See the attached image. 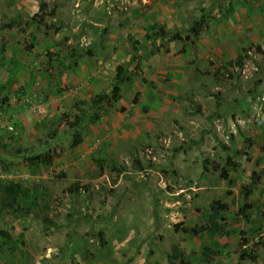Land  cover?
Wrapping results in <instances>:
<instances>
[{
  "label": "rangeland",
  "instance_id": "1",
  "mask_svg": "<svg viewBox=\"0 0 264 264\" xmlns=\"http://www.w3.org/2000/svg\"><path fill=\"white\" fill-rule=\"evenodd\" d=\"M42 5L45 24L32 21ZM163 25L165 38L146 39ZM134 47L142 69L121 100L93 104L118 66L135 71ZM47 153L52 166L28 165ZM11 182L49 196L0 211V230L24 235L15 251L0 238V264H168L174 245L190 264H264V0H0V184ZM215 200L231 236L175 230L204 225ZM205 247L218 251L210 263Z\"/></svg>",
  "mask_w": 264,
  "mask_h": 264
},
{
  "label": "trees",
  "instance_id": "2",
  "mask_svg": "<svg viewBox=\"0 0 264 264\" xmlns=\"http://www.w3.org/2000/svg\"><path fill=\"white\" fill-rule=\"evenodd\" d=\"M41 11L43 12L41 15H35L32 19L33 22L45 24V18L48 16L47 6L42 5ZM12 24H15L14 22ZM15 25H9L8 28H14ZM202 31L201 23L196 22L194 26L190 29V35L187 36L184 40L185 42L191 41L194 42L197 39ZM168 35V31L165 25L157 28L148 29L146 34L147 40H156L165 38ZM139 47H134V55L132 57V61L136 64L135 71L132 73L127 70L126 67L120 65L116 70V79L114 86L112 88V94L109 95H98L93 99V104H103L107 103L109 106L113 107L117 104L122 98V89L120 84L122 83H132L133 75L136 73H140L142 66L139 61ZM186 53V51H185ZM244 56L239 55L235 60L228 62V65L231 66H243ZM4 102L7 103L8 99H4ZM81 113L83 110H80ZM99 119V118H98ZM76 124H80L81 119H77ZM75 124V125H76ZM83 143V137L81 134H76L73 141V147H78ZM54 155L47 154H39L32 157L27 158L28 165L31 167L35 166H52L54 163ZM103 163V162H102ZM231 166H235V163H231ZM256 165H260V159L256 161ZM230 167V165H228ZM100 167L104 169L106 167L105 163L100 164ZM112 168L117 169V165H113ZM216 171L221 172V176L224 179H229L230 174L229 170L224 168L220 169L216 167ZM63 176V175H62ZM262 177L259 173L254 172L252 175L251 182L243 188L244 197H243V205L239 209V215L243 218L249 219V211L252 210L253 205L249 202L250 197L253 194L254 188L260 184ZM81 185L78 183L73 184L68 190L72 193L78 192L81 189ZM48 190L45 186L42 185H25L18 182H11L8 184H0V211H23V210H32L40 207L41 202H44L48 199ZM230 210L229 205L222 203L219 200H215L210 205V214L206 220V223L202 226H182L181 224H177L175 226L176 231H182L184 233H192L195 236H199L203 232H208L210 234H220L223 236H231L232 231L225 229L224 222L225 213ZM244 235V233H242ZM0 238L3 239L8 245V250L15 251L21 244H23L24 235L18 239H14L12 235L8 231L0 230ZM249 244V240L246 237H242L240 242V247L244 248ZM258 244L264 248V237H260L258 240ZM218 254V251L211 249L210 247H205L202 252L203 260L206 263H210L214 260L215 256ZM168 264H190V261L187 259V256L183 252L182 248L178 245H174L171 248V251L168 253ZM241 260L244 261L246 259H250L253 262L257 261L256 255L249 253L246 251L241 252L240 256Z\"/></svg>",
  "mask_w": 264,
  "mask_h": 264
},
{
  "label": "built area",
  "instance_id": "3",
  "mask_svg": "<svg viewBox=\"0 0 264 264\" xmlns=\"http://www.w3.org/2000/svg\"><path fill=\"white\" fill-rule=\"evenodd\" d=\"M10 129H12V127H10Z\"/></svg>",
  "mask_w": 264,
  "mask_h": 264
}]
</instances>
